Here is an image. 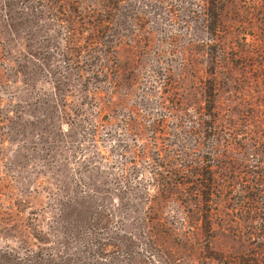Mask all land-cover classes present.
I'll use <instances>...</instances> for the list:
<instances>
[{"label": "rangeland", "instance_id": "374dc122", "mask_svg": "<svg viewBox=\"0 0 264 264\" xmlns=\"http://www.w3.org/2000/svg\"><path fill=\"white\" fill-rule=\"evenodd\" d=\"M0 264H264V0H0Z\"/></svg>", "mask_w": 264, "mask_h": 264}, {"label": "trees", "instance_id": "16d2710c", "mask_svg": "<svg viewBox=\"0 0 264 264\" xmlns=\"http://www.w3.org/2000/svg\"><path fill=\"white\" fill-rule=\"evenodd\" d=\"M50 9V11L51 12H53V13H55V11H57V9L55 8V7H51V8H49ZM203 186H204V190H208V191H210V190H212L214 187H213V184H211L208 188H207V185L206 184H203ZM212 186V187H211ZM155 188H156V191H164V190H166L167 189V187H165V185H163V184H161V183H155V186H154ZM201 190H203V189H201ZM210 193H212V191H210ZM152 201V199H150L149 200V203Z\"/></svg>", "mask_w": 264, "mask_h": 264}]
</instances>
